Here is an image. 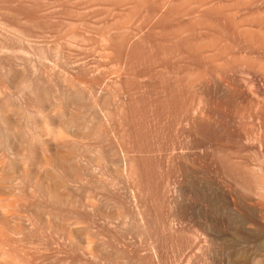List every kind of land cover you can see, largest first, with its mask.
Returning a JSON list of instances; mask_svg holds the SVG:
<instances>
[{
    "label": "rangeland",
    "instance_id": "374dc122",
    "mask_svg": "<svg viewBox=\"0 0 264 264\" xmlns=\"http://www.w3.org/2000/svg\"><path fill=\"white\" fill-rule=\"evenodd\" d=\"M0 264H264V0H0Z\"/></svg>",
    "mask_w": 264,
    "mask_h": 264
},
{
    "label": "bare ground",
    "instance_id": "6f19581e",
    "mask_svg": "<svg viewBox=\"0 0 264 264\" xmlns=\"http://www.w3.org/2000/svg\"><path fill=\"white\" fill-rule=\"evenodd\" d=\"M58 133H59V131H58ZM49 134V133H48ZM42 135H44V134H42ZM47 135V134H46ZM42 137V136H41ZM54 138V137H53ZM20 139H22V137L20 138ZM34 140V139H33ZM45 140V139H44ZM43 140V141H44ZM43 141H41L42 143H43ZM53 143V142H52ZM55 147V146H54ZM56 148V147H55ZM39 185H41V184H39ZM42 186H43V184H42ZM13 212V211H12ZM3 215H5V214H3ZM6 219V218H5ZM22 225H23V223H22ZM24 226V225H23ZM19 227H22V226H20V223H19ZM20 229H23V228H20Z\"/></svg>",
    "mask_w": 264,
    "mask_h": 264
}]
</instances>
